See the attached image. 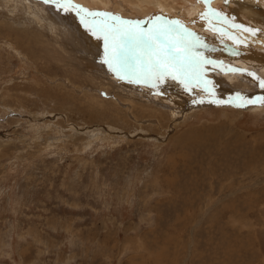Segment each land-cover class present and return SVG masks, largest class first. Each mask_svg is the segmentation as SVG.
Wrapping results in <instances>:
<instances>
[{
    "label": "rangeland",
    "instance_id": "1",
    "mask_svg": "<svg viewBox=\"0 0 264 264\" xmlns=\"http://www.w3.org/2000/svg\"><path fill=\"white\" fill-rule=\"evenodd\" d=\"M105 1L145 30L169 19L149 9L167 0ZM48 4L0 0V264H264V51L173 14L194 53L238 71L205 64L208 90L130 82L88 28L67 56L29 11Z\"/></svg>",
    "mask_w": 264,
    "mask_h": 264
},
{
    "label": "snow or ice",
    "instance_id": "2",
    "mask_svg": "<svg viewBox=\"0 0 264 264\" xmlns=\"http://www.w3.org/2000/svg\"><path fill=\"white\" fill-rule=\"evenodd\" d=\"M44 2L54 4L65 12L75 11L85 27L103 39L104 63L120 79L127 78L130 82L139 83L142 79L163 81L170 76L179 79L189 91L193 83L198 87L203 85L208 90L207 85L211 81L203 79V66L213 62L193 52L195 45L190 38L194 34L184 28L180 21L156 16L151 21L152 26L145 30L140 21L123 20L111 13L92 12L73 3V0ZM96 17L106 20L97 21L94 19ZM107 20L112 22L108 23ZM245 31L255 32L253 29ZM260 86L264 87V81Z\"/></svg>",
    "mask_w": 264,
    "mask_h": 264
},
{
    "label": "bare ground",
    "instance_id": "3",
    "mask_svg": "<svg viewBox=\"0 0 264 264\" xmlns=\"http://www.w3.org/2000/svg\"><path fill=\"white\" fill-rule=\"evenodd\" d=\"M125 1L130 2L128 4L134 3L133 0H125ZM127 2H126V4H127ZM158 2H161V0L158 1ZM158 2H156V4ZM215 2H217V1H214V0H206V2H205V0H167L166 3H163V2H162L163 4L162 3L161 4L159 3L158 6H155V4H154L153 6H150L151 8H149V9L151 10V12H153V10H157V11H159V15L165 14V17H167L169 19H171L170 15H173V14H177V15L178 14H181L182 17H183L184 14H187L188 15L189 13H191V14H193L195 16V17L194 16L193 17H194V20L197 22L196 24H198V27H199V23L201 24L200 26H202V24H203V26H205V28L207 27L208 29H210V34L213 33L215 37H217L219 39H222V40H226L225 41L226 43H228V41L229 42H233V44L235 45V49H237V50H239L241 52H244V53H252V51H253L255 54H259L261 51H264V0H247L246 2H242L241 4H238V6H235L234 8L227 9V10L220 8L222 6L215 7V5H216ZM7 3H8V1H7ZM78 3H81V4H78ZM85 3L88 6H93L94 7L91 10L92 12L111 13L113 15L115 13L114 10L111 9L113 6H110V3L107 2V1H105V0H96V1L95 0H77V5L82 6V5H85ZM139 3H141V2L139 1ZM131 5H128V6H131ZM26 6H28V5H26ZM140 6H142V5L140 4ZM28 7H29V11L31 13H33L32 15H33V19L35 20V22L39 26H41V29L49 36V38L51 40L53 39L56 44L63 46V48H62L63 49V52L64 53H67L66 54L67 56H70V55L75 54L76 51H77V48L80 45H83V43L80 41V36H79V34H77L75 32V28L74 27H80V28H83V29H85L87 27H85V25L84 26L83 25H78L77 22H79V21H77V19L74 18L75 14L72 13L70 10L68 12H65V11H63L61 9L56 8L54 4H48V12H49V15L48 16H43V14H42L41 11L38 10V12H35L33 10L32 6H28ZM34 9H35V6H34ZM114 9H115V7H114ZM136 9H138V8H136ZM141 10H140V12H142L143 14L145 13V11H148L146 8L144 9L145 10L144 12L141 11ZM140 12L138 11L139 14H142ZM132 13H133L134 16H136L135 14H138L136 12H132ZM146 13H149V12H146ZM202 14H206V15H202ZM217 14H220V15H217ZM131 17H133V16H131ZM101 18L103 20H106V18H103V17H100V18L98 17L97 19H99L101 21ZM172 18H173V16H172ZM150 19H152V18H150ZM150 21H152V20H150ZM67 22L71 23L73 26L70 27L71 24L69 25ZM107 22L110 23L112 21L107 20ZM81 24H82V22H81ZM149 25H150V23H149ZM190 26H193V25H190ZM196 27H197V25H196ZM207 28L203 32H204V34L209 35ZM193 29H195V28H193ZM197 29H199V28H197ZM245 29H253V30H255V32L253 33V32H250V31H245ZM201 34H203V33H201ZM83 35H84V33H83ZM209 36H213V35H209ZM54 41L52 43H54ZM204 44H206V42H204ZM204 46L206 47L207 45H204ZM236 46H237V48H236ZM196 48H194V50H196ZM57 50L59 51V49H57ZM197 50H198V48H197ZM214 50H215V48H214ZM208 51L210 52V50H208ZM212 54H213V52H212ZM230 55H232V54H230ZM243 57L246 60H248V62L246 60H244L245 63L254 64V63L251 62V60H254L255 58H249L247 55H244ZM67 58H70V57H67ZM60 60H61V58H60ZM263 60H264V58H263ZM213 62L215 63L214 65H216L218 61L217 62L216 61H213ZM245 63H244V65H245ZM84 64L85 63H83V65ZM218 64L222 65V63H219V62H218ZM226 65L227 64L222 65L224 69H227L228 71H238L237 68H236L237 67L236 65L234 67L233 66L232 67H230V66L228 67ZM256 65L259 66L261 64H256ZM85 66L87 67L88 64H85L84 67ZM248 66H250V65H248ZM250 67H252V66H250ZM210 71H212V70H210ZM261 72L264 74V69H262ZM91 73H93V72H91ZM207 73H208V71L203 68L202 74L205 75ZM243 73L245 75V71ZM257 74H259V73H257ZM234 75H236V74H234ZM228 78H230V76ZM101 83H102V81H101ZM160 83H162V81ZM237 83H239V82L237 81ZM192 88L194 89L195 87H192L191 86V90H192ZM195 90H196V88H195Z\"/></svg>",
    "mask_w": 264,
    "mask_h": 264
}]
</instances>
